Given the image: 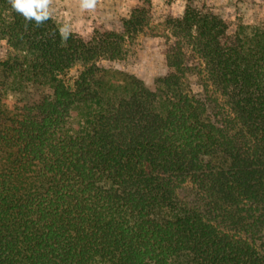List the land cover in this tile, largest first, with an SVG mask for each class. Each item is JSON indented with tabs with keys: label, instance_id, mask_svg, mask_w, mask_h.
Instances as JSON below:
<instances>
[{
	"label": "trees",
	"instance_id": "trees-1",
	"mask_svg": "<svg viewBox=\"0 0 264 264\" xmlns=\"http://www.w3.org/2000/svg\"><path fill=\"white\" fill-rule=\"evenodd\" d=\"M151 21L64 36L0 0V264H264V28L188 0L151 89L101 65Z\"/></svg>",
	"mask_w": 264,
	"mask_h": 264
},
{
	"label": "rangeland",
	"instance_id": "rangeland-1",
	"mask_svg": "<svg viewBox=\"0 0 264 264\" xmlns=\"http://www.w3.org/2000/svg\"><path fill=\"white\" fill-rule=\"evenodd\" d=\"M199 8H204L221 16L233 32L243 23L264 28V0H191ZM188 0H152V21L137 39L129 44V53L122 60H103L101 65L111 72L134 75L151 89L157 80L166 75L169 68L165 59L166 30L163 26L171 17L182 16ZM90 6L86 7L85 4ZM142 0H51L50 16L64 36L71 33L89 37L95 31L120 30L122 22ZM13 51L5 40H0V58L5 59ZM78 69L73 68L66 76L72 82ZM10 95L8 105L14 102Z\"/></svg>",
	"mask_w": 264,
	"mask_h": 264
},
{
	"label": "clouds",
	"instance_id": "clouds-1",
	"mask_svg": "<svg viewBox=\"0 0 264 264\" xmlns=\"http://www.w3.org/2000/svg\"><path fill=\"white\" fill-rule=\"evenodd\" d=\"M51 0H9L12 8L22 14L28 21H35L37 25L42 24L49 18V4ZM86 7L90 6L89 3L85 4ZM65 29H61L62 34Z\"/></svg>",
	"mask_w": 264,
	"mask_h": 264
}]
</instances>
